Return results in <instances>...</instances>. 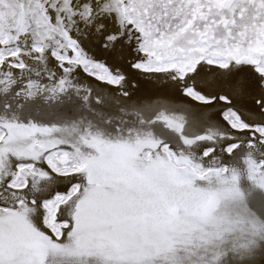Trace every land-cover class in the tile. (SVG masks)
<instances>
[{
	"label": "snow or ice",
	"instance_id": "1",
	"mask_svg": "<svg viewBox=\"0 0 264 264\" xmlns=\"http://www.w3.org/2000/svg\"><path fill=\"white\" fill-rule=\"evenodd\" d=\"M0 264H264V0H0Z\"/></svg>",
	"mask_w": 264,
	"mask_h": 264
},
{
	"label": "bare ground",
	"instance_id": "2",
	"mask_svg": "<svg viewBox=\"0 0 264 264\" xmlns=\"http://www.w3.org/2000/svg\"><path fill=\"white\" fill-rule=\"evenodd\" d=\"M151 92H152V90H151L150 86L146 85V86L141 87V89L138 92V95H140V96H148V95H151ZM171 99L176 100L178 98L172 97ZM111 103L112 102L109 101V104H111Z\"/></svg>",
	"mask_w": 264,
	"mask_h": 264
}]
</instances>
